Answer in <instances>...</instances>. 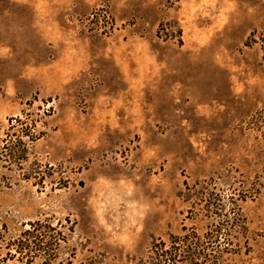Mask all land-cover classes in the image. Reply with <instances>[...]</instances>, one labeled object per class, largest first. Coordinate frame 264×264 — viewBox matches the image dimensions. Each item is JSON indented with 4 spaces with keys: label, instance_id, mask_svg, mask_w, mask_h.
I'll return each instance as SVG.
<instances>
[{
    "label": "rangeland",
    "instance_id": "rangeland-1",
    "mask_svg": "<svg viewBox=\"0 0 264 264\" xmlns=\"http://www.w3.org/2000/svg\"><path fill=\"white\" fill-rule=\"evenodd\" d=\"M220 227L264 264V0H0V264Z\"/></svg>",
    "mask_w": 264,
    "mask_h": 264
},
{
    "label": "trees",
    "instance_id": "trees-1",
    "mask_svg": "<svg viewBox=\"0 0 264 264\" xmlns=\"http://www.w3.org/2000/svg\"><path fill=\"white\" fill-rule=\"evenodd\" d=\"M33 226L43 227L38 221ZM225 228L212 230L201 235L194 231L184 236H174L171 244L165 241L154 243L148 256L146 264H220L224 255L229 251L219 249L213 243H203V236L210 239H218L223 235H227ZM27 233V232H26ZM39 242H42L41 240Z\"/></svg>",
    "mask_w": 264,
    "mask_h": 264
}]
</instances>
